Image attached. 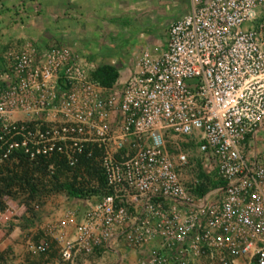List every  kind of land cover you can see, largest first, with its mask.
Segmentation results:
<instances>
[{"label":"built area","instance_id":"built-area-1","mask_svg":"<svg viewBox=\"0 0 264 264\" xmlns=\"http://www.w3.org/2000/svg\"><path fill=\"white\" fill-rule=\"evenodd\" d=\"M4 58L0 164L51 175L96 160L101 178L65 214L59 264L133 248L140 264H264V154L249 151L264 128V0H189L163 50L108 87L76 42L26 40Z\"/></svg>","mask_w":264,"mask_h":264},{"label":"rangeland","instance_id":"rangeland-1","mask_svg":"<svg viewBox=\"0 0 264 264\" xmlns=\"http://www.w3.org/2000/svg\"><path fill=\"white\" fill-rule=\"evenodd\" d=\"M177 4L181 9L175 11ZM188 4L189 0H0V65L26 40L76 42L86 47L95 67L112 61L124 79L138 69L143 50L156 55L163 50L169 24L187 12ZM181 145L196 153L194 140L182 139ZM183 173L186 184L195 177L190 170ZM99 182L96 160L80 161L73 172L60 164L51 175L27 161L1 163L0 264H59L60 239L70 237L74 229L53 226L49 217H79L90 204L86 194L98 193ZM29 243L46 249L33 252ZM95 257L108 261L106 255ZM142 259L144 255L138 263Z\"/></svg>","mask_w":264,"mask_h":264},{"label":"crops","instance_id":"crops-1","mask_svg":"<svg viewBox=\"0 0 264 264\" xmlns=\"http://www.w3.org/2000/svg\"><path fill=\"white\" fill-rule=\"evenodd\" d=\"M179 4H177L175 6V11L181 9L180 7H178ZM183 9H186V6L183 5ZM112 52V50H111ZM109 59H112V57L110 56ZM108 64H114L112 61L108 62ZM121 71V69L119 70V72ZM128 76V75H127ZM121 78V77H119ZM122 79V78H121ZM249 151L250 153H263L264 154V128L261 129L256 137H254L253 139L250 140L249 142ZM50 223L54 226H57L60 228H63V225L65 223V216H63L61 219L59 217H49ZM68 225V224H66ZM58 228V229H59ZM14 239V238H13ZM137 250L130 249L129 251H120L119 254L117 253H113L111 255L106 254L107 257V262L106 260H104L103 258L99 259L98 257L95 256H91L90 258L86 259V260H82L80 261L79 264H107L109 261L112 260L113 262L116 261H120V264H140L138 263L139 261L137 260L138 257H142V255H144V258L147 257V254L145 255V251L141 250L142 248H135ZM120 255V256H119ZM121 257V258H120ZM137 260V261H136ZM58 264V263H57Z\"/></svg>","mask_w":264,"mask_h":264},{"label":"trees","instance_id":"trees-1","mask_svg":"<svg viewBox=\"0 0 264 264\" xmlns=\"http://www.w3.org/2000/svg\"><path fill=\"white\" fill-rule=\"evenodd\" d=\"M119 67L113 64H101L91 73L92 77L100 81L104 86H111L119 78ZM74 192V191H72ZM75 193V192H74Z\"/></svg>","mask_w":264,"mask_h":264}]
</instances>
